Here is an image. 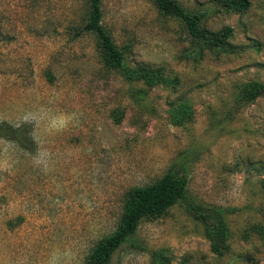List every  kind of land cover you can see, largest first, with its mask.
<instances>
[{
  "label": "rangeland",
  "instance_id": "1",
  "mask_svg": "<svg viewBox=\"0 0 264 264\" xmlns=\"http://www.w3.org/2000/svg\"><path fill=\"white\" fill-rule=\"evenodd\" d=\"M178 1L204 11L207 29L230 26L234 49L190 55L181 22L150 0H100L126 63L167 78L146 86L100 62L94 35L80 30L85 0H0V120L42 107L73 116L56 133L26 123L27 148L12 142L13 166L0 171V264H48L54 252L84 264L114 229L124 192L168 167L186 177L185 198L141 220V248L124 242L108 264H151L155 250L168 264H264V0L243 13ZM243 85L262 87L236 100ZM32 135L51 153L47 171L33 165ZM218 225L221 255L208 238Z\"/></svg>",
  "mask_w": 264,
  "mask_h": 264
},
{
  "label": "trees",
  "instance_id": "2",
  "mask_svg": "<svg viewBox=\"0 0 264 264\" xmlns=\"http://www.w3.org/2000/svg\"><path fill=\"white\" fill-rule=\"evenodd\" d=\"M86 15L80 30L94 35L96 50L100 62L107 69L115 71L127 83L140 81L146 86L156 82H166L161 69H153L144 64L129 66L123 51L115 45L110 34L101 23L100 0H85ZM162 15L172 17L181 22L190 43V55L200 56L203 51L230 52L234 49L229 39L232 28L228 25L216 30L207 29L203 25L205 12H190L178 0H150ZM215 5L232 13H243L249 7V0H214ZM176 79H174L175 81ZM262 86H242L241 97H252ZM264 89V88H263ZM245 94V95H244ZM235 100V101H236ZM29 126L21 123L19 128L0 121V138L10 140L22 148H27ZM187 180L184 175H176L168 167L164 173L152 182L128 188L123 194L121 210L112 231L96 240L84 258V264H108L111 254L124 242L129 241L135 248H141L133 239L141 220H153L164 215L168 208L185 198ZM208 234L210 249L216 255H221L227 246L223 245V227ZM261 232V226L251 225ZM263 228V227H262ZM221 232V233H220ZM264 247V234L262 238ZM151 264H168V257L159 250L150 253Z\"/></svg>",
  "mask_w": 264,
  "mask_h": 264
},
{
  "label": "clouds",
  "instance_id": "3",
  "mask_svg": "<svg viewBox=\"0 0 264 264\" xmlns=\"http://www.w3.org/2000/svg\"><path fill=\"white\" fill-rule=\"evenodd\" d=\"M72 119L73 116L71 114L63 112L52 113L50 110L42 107L36 111L24 112L15 123L9 122L16 128H19L21 123L34 124L35 128L44 125L46 131L56 133L67 128ZM32 136L37 145L36 152L33 156V165L47 171L51 160V153L41 146L40 141L37 140L35 135ZM13 147L12 141L0 138V171L2 172H9L13 166L9 158V153ZM48 264H61L60 254L54 252L50 256Z\"/></svg>",
  "mask_w": 264,
  "mask_h": 264
}]
</instances>
